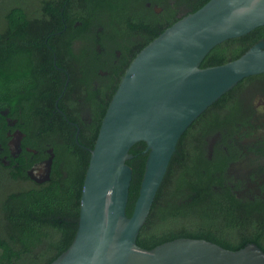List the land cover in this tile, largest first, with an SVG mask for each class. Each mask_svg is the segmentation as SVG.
<instances>
[{
    "label": "flooded vegetation",
    "instance_id": "obj_1",
    "mask_svg": "<svg viewBox=\"0 0 264 264\" xmlns=\"http://www.w3.org/2000/svg\"><path fill=\"white\" fill-rule=\"evenodd\" d=\"M208 1L7 0L24 20L11 40L22 78L0 92V163L22 153L26 130L58 131L59 141L68 130L81 146L80 132L109 103L134 54ZM9 31L0 24V33ZM195 122L184 142L197 152L201 187L233 201L237 220L264 247V74L240 82ZM43 154L27 176L50 155L54 160V147L45 143Z\"/></svg>",
    "mask_w": 264,
    "mask_h": 264
},
{
    "label": "water",
    "instance_id": "obj_2",
    "mask_svg": "<svg viewBox=\"0 0 264 264\" xmlns=\"http://www.w3.org/2000/svg\"><path fill=\"white\" fill-rule=\"evenodd\" d=\"M259 27H264V0H209L135 55L107 105L93 147L86 149L73 240L50 264H264V252L255 244L230 251L189 238L151 250L136 243L186 130L240 82L264 74V37L223 65L200 68L201 62L215 46ZM139 142L144 169L128 217L132 169L127 161ZM52 160L50 155L30 170L29 178L49 181Z\"/></svg>",
    "mask_w": 264,
    "mask_h": 264
},
{
    "label": "trees",
    "instance_id": "obj_3",
    "mask_svg": "<svg viewBox=\"0 0 264 264\" xmlns=\"http://www.w3.org/2000/svg\"><path fill=\"white\" fill-rule=\"evenodd\" d=\"M23 21L22 11L12 4L5 6L0 15V24L6 23L10 30L6 35L0 33V92L5 88L11 90L22 78L17 65L18 53L11 40L19 38L15 30ZM159 34L147 40L141 50ZM263 37L264 27H259L243 37L227 40L206 55L200 68L233 61ZM107 105L105 103L102 111L92 118L91 125L80 132L78 144L81 146L75 143L73 133L68 130L64 131L66 138L62 141L58 140V131L26 130L22 153L16 158L9 157L8 165L0 163V264H50L69 247L77 228L82 183L89 160L86 149L94 145ZM12 117L17 118V115L12 114ZM195 123L186 130L176 147L147 224L136 239L137 245L151 250L165 242L189 238L205 240L230 251L255 244L264 252L253 230L246 229L237 220L233 201L206 193L201 187L205 178L197 166V152L184 142L188 135L191 137ZM45 143L54 147L55 158L49 181L36 184L26 171L33 163L46 158L43 154ZM143 147L139 142L129 150L133 157L127 161L132 169L126 207L128 217L132 214L143 175ZM27 148L39 155L26 151Z\"/></svg>",
    "mask_w": 264,
    "mask_h": 264
},
{
    "label": "rangeland",
    "instance_id": "obj_4",
    "mask_svg": "<svg viewBox=\"0 0 264 264\" xmlns=\"http://www.w3.org/2000/svg\"><path fill=\"white\" fill-rule=\"evenodd\" d=\"M6 1L7 0H0V15L2 13V10L5 9V6H6Z\"/></svg>",
    "mask_w": 264,
    "mask_h": 264
}]
</instances>
